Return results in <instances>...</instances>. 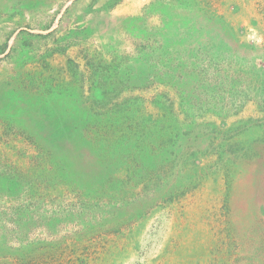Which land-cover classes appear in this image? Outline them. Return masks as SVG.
<instances>
[{
  "label": "rangeland",
  "instance_id": "rangeland-1",
  "mask_svg": "<svg viewBox=\"0 0 264 264\" xmlns=\"http://www.w3.org/2000/svg\"><path fill=\"white\" fill-rule=\"evenodd\" d=\"M0 264H264V0H0Z\"/></svg>",
  "mask_w": 264,
  "mask_h": 264
},
{
  "label": "bare ground",
  "instance_id": "bare-ground-1",
  "mask_svg": "<svg viewBox=\"0 0 264 264\" xmlns=\"http://www.w3.org/2000/svg\"><path fill=\"white\" fill-rule=\"evenodd\" d=\"M65 158H66V156H65Z\"/></svg>",
  "mask_w": 264,
  "mask_h": 264
}]
</instances>
